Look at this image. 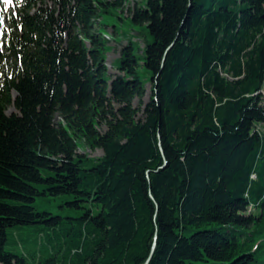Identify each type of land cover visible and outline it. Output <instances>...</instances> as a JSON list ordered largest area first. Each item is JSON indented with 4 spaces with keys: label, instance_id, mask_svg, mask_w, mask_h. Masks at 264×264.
Returning a JSON list of instances; mask_svg holds the SVG:
<instances>
[{
    "label": "trees",
    "instance_id": "16d2710c",
    "mask_svg": "<svg viewBox=\"0 0 264 264\" xmlns=\"http://www.w3.org/2000/svg\"><path fill=\"white\" fill-rule=\"evenodd\" d=\"M126 1L11 0L0 264H254L264 255V0H139L126 18L150 36L144 76L129 40L107 77L104 19ZM39 195L64 196L76 214L37 211ZM21 228L35 232L30 249Z\"/></svg>",
    "mask_w": 264,
    "mask_h": 264
},
{
    "label": "rangeland",
    "instance_id": "374dc122",
    "mask_svg": "<svg viewBox=\"0 0 264 264\" xmlns=\"http://www.w3.org/2000/svg\"><path fill=\"white\" fill-rule=\"evenodd\" d=\"M139 3V0H127L123 7L120 10L114 11L112 15H108L104 19V23L108 24L109 27L104 28L105 29V38L107 39V43L109 45L108 51L105 54V66L108 70L107 77L110 76V74L117 73V65L119 62V48L122 44H125L127 41H131L133 45V51L134 54L138 58V66H139V74L141 76H144V73L142 72L143 69L141 67L142 64V48L144 46V43L146 40L150 39V36L147 33V29L144 25H137L132 24L129 22L128 18L126 16H129V9H133L137 4ZM11 2H7V0H1L0 8L2 9V15L0 16V37H2V32L7 31L8 27V19H9V13L11 11ZM1 12V11H0ZM13 13V10H12ZM125 16V17H124ZM122 17V19L120 18ZM117 25V33L112 32V26ZM2 38L0 39V53L5 54L6 53V46L3 44L4 42H1ZM110 80L108 79V82ZM262 93H264V83L262 87ZM151 94V84L146 83L145 84V95L142 98V104H139V101L137 98L133 100L134 107H138L140 105L139 111L136 114V118H139L142 115V108L144 106V103L149 99V96ZM14 111L13 107H10L8 109V112ZM78 152L81 154H87L88 157H99L103 154L102 149H90L88 147H81L78 149ZM40 187V185H38ZM66 200L64 196H45V195H39L37 196L35 202H34V208L37 211H47L50 214L54 215H75L74 210H70L68 208V205L62 202ZM31 228H25V229H14L13 233L16 235L19 231H25L26 234L29 235L30 240L27 242L28 246L27 249L31 248V241L32 237L35 235V232L33 230H29ZM264 255L259 254L256 257V261L254 264H261L263 262ZM194 264H217L216 262H204V261H196Z\"/></svg>",
    "mask_w": 264,
    "mask_h": 264
},
{
    "label": "snow or ice",
    "instance_id": "6c2138e0",
    "mask_svg": "<svg viewBox=\"0 0 264 264\" xmlns=\"http://www.w3.org/2000/svg\"><path fill=\"white\" fill-rule=\"evenodd\" d=\"M7 2H11V0H7Z\"/></svg>",
    "mask_w": 264,
    "mask_h": 264
},
{
    "label": "bare ground",
    "instance_id": "6f19581e",
    "mask_svg": "<svg viewBox=\"0 0 264 264\" xmlns=\"http://www.w3.org/2000/svg\"><path fill=\"white\" fill-rule=\"evenodd\" d=\"M252 206L249 207V209H251Z\"/></svg>",
    "mask_w": 264,
    "mask_h": 264
},
{
    "label": "water",
    "instance_id": "95a60500",
    "mask_svg": "<svg viewBox=\"0 0 264 264\" xmlns=\"http://www.w3.org/2000/svg\"><path fill=\"white\" fill-rule=\"evenodd\" d=\"M147 262V261H146ZM146 262H145V264H146Z\"/></svg>",
    "mask_w": 264,
    "mask_h": 264
},
{
    "label": "built area",
    "instance_id": "2783aa9c",
    "mask_svg": "<svg viewBox=\"0 0 264 264\" xmlns=\"http://www.w3.org/2000/svg\"><path fill=\"white\" fill-rule=\"evenodd\" d=\"M264 94V93H263Z\"/></svg>",
    "mask_w": 264,
    "mask_h": 264
}]
</instances>
